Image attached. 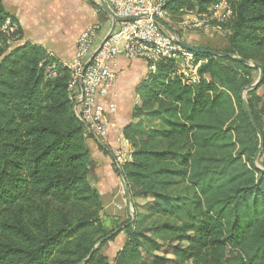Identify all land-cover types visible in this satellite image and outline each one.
Segmentation results:
<instances>
[{
  "label": "trees",
  "instance_id": "16d2710c",
  "mask_svg": "<svg viewBox=\"0 0 264 264\" xmlns=\"http://www.w3.org/2000/svg\"><path fill=\"white\" fill-rule=\"evenodd\" d=\"M217 1L201 0L199 7ZM230 5L227 47L220 51L263 68L246 99L262 135L260 155L264 105L256 88H264V0ZM166 7L193 6L168 0ZM3 14L10 15L0 2ZM195 57L204 60L195 83L168 60L136 85L132 117L161 116L167 128L144 131L130 122L122 130L131 159L120 171L135 213H182L181 224L137 227V218L108 229L100 218L101 195L89 179L87 131L68 100L70 68L32 42L1 56L0 264H108L102 249L120 230L126 237L114 264H264V171L253 165L259 137L239 95L256 68L224 56ZM52 65L55 74L48 76ZM180 183L191 198L178 201L168 193Z\"/></svg>",
  "mask_w": 264,
  "mask_h": 264
},
{
  "label": "built area",
  "instance_id": "2783aa9c",
  "mask_svg": "<svg viewBox=\"0 0 264 264\" xmlns=\"http://www.w3.org/2000/svg\"><path fill=\"white\" fill-rule=\"evenodd\" d=\"M111 11L121 21L109 18V26L97 47L93 42L99 23L84 28L76 39L70 77L67 84L68 100L75 116L85 126L87 132H94L100 141L106 137L105 113L113 109L107 101L116 58L140 59L146 63L149 72L156 69L160 61L173 60L176 70L190 83L198 81V68L204 60L197 59L195 53L177 43L176 38L185 32H222L224 25L233 17L230 0H219L201 10V0H187L192 8L186 10L178 29L166 30L160 23L166 21L168 0H104ZM18 22L10 15H0V58L19 45ZM186 41V40H185ZM41 66V63L39 64ZM54 66L47 67L45 73L54 75ZM97 133V134H96ZM113 161L120 170L131 159V149L127 140L113 153Z\"/></svg>",
  "mask_w": 264,
  "mask_h": 264
},
{
  "label": "crops",
  "instance_id": "0c3cea01",
  "mask_svg": "<svg viewBox=\"0 0 264 264\" xmlns=\"http://www.w3.org/2000/svg\"><path fill=\"white\" fill-rule=\"evenodd\" d=\"M88 1V0H87ZM86 0H0L5 12L13 16L21 29L20 43L32 42L41 45L66 66H70L76 46V39L80 32L97 20L96 13L91 9L90 2ZM109 22L99 23L93 42V48L97 47L108 29ZM114 77L109 87L110 92L107 101L113 103V109L105 113L106 137L98 140L94 132H89L87 145L90 151L92 165L96 167V173L92 179V185L101 195L104 207H109L114 219L120 217V180L113 166V153L121 146L124 139L122 130L125 125L132 122L140 129H166L167 123L161 116L152 117L144 113L133 118L132 112L138 97L135 93L136 85L149 73L146 63L140 59L127 60L123 56L116 58L113 67ZM184 184L180 183L179 185ZM177 185V186H179ZM173 188H176L173 187ZM168 190L172 194L175 190ZM143 217V216H142ZM183 214L178 217H163L156 215L149 219L161 218L158 222L167 221L179 226ZM144 218V217H143ZM153 221V220H152ZM121 222V221H120ZM110 224V222H109ZM112 224V223H111ZM121 226L116 229L120 230ZM166 233L159 234L165 239ZM125 232L120 230L114 240L108 242L106 249L112 246L117 252L125 240ZM112 257V264H114ZM110 261V258L109 260Z\"/></svg>",
  "mask_w": 264,
  "mask_h": 264
},
{
  "label": "rangeland",
  "instance_id": "374dc122",
  "mask_svg": "<svg viewBox=\"0 0 264 264\" xmlns=\"http://www.w3.org/2000/svg\"><path fill=\"white\" fill-rule=\"evenodd\" d=\"M87 1V0H86ZM87 2H91L93 5L90 4L92 11H94L96 13L97 16V20L95 23H105L106 21L109 22L106 14L99 9L98 6V0H88ZM186 10L184 9H178L175 11H169L168 10V15L166 16V21L164 22V24H166V26L171 30V29H178L177 27H179V23L183 20V16L185 14ZM109 26V23L107 24ZM182 37L184 40H186V42H188L191 45L194 46H206L209 47L211 49H216V50H221L227 47V30L224 28V30L222 32H211V33H199V32H185L182 33ZM251 62V61H250ZM258 69H255L253 71V80H255L258 77ZM256 94L259 97V106L260 105H264V88L262 86L256 88ZM249 97L248 91L243 93V98L247 99ZM140 104V103H139ZM148 111L152 110V109H148L145 108ZM149 115V114H148ZM87 134V138H89V132H86ZM97 134V133H96ZM99 140V139H98ZM264 163V153L260 154L257 158V160L255 161V165L258 167H264L263 166ZM254 165V163H253ZM113 166H114V170L118 175V178L120 180V193H119V200L120 202V206L116 205L117 209L120 210L121 214L120 217L116 216V219L113 218L114 215H112V211H109L108 209H110L109 207H104L102 206V209L100 211V218L103 222V224L108 228H116L117 226H119V224L123 223L127 224L130 222H135V219L140 218L138 220H136L138 226L137 227H143V226H148L152 223H157L159 220H161V218H156L154 219H149L146 217H142L140 216V213H138L139 215H137L135 213V209L133 206V202L131 200L130 194L127 193L126 189H125V181H124V177L121 176V174L119 173L120 170L118 169V167L116 166L115 162L113 161ZM118 170V171H117ZM96 173V167L94 165H91L90 169H89V179L92 181V179L94 178ZM173 194L176 196V200L178 201H182L183 196L184 198H191L192 193L191 191H189L187 189V187H185V184H181L179 186H176L175 190L173 191ZM139 203H142V200H138ZM103 204V203H102ZM153 220V221H152ZM121 221V222H120ZM110 222V224H109ZM112 223V224H111ZM122 229V228H120ZM169 237V234L166 233L165 236ZM166 237V238H168ZM165 238V239H166ZM166 247V246H164ZM103 253H105L108 256V260L110 258V261H108V264H112V257L115 255V249L112 246H109V248L106 249V247H103ZM166 251H169V248L167 249L166 247ZM167 255L170 257L171 253H167Z\"/></svg>",
  "mask_w": 264,
  "mask_h": 264
},
{
  "label": "water",
  "instance_id": "95a60500",
  "mask_svg": "<svg viewBox=\"0 0 264 264\" xmlns=\"http://www.w3.org/2000/svg\"><path fill=\"white\" fill-rule=\"evenodd\" d=\"M98 6H99V9H101L109 18H111L113 20V22L115 21H121L122 18L116 16L112 11L111 9L109 8V6L107 5V3L104 1V0H98ZM158 23H160L166 30L170 31L171 33L174 34V32L172 30H170L166 24H164V22H162L160 19L157 20ZM176 41L178 44H180L182 47H184L185 49L189 50V51H192L196 54H210V55H213V56H224V57H229V58H235L237 59L238 61L246 64V65H249L253 68H256L258 69V77L250 82L249 84H247L246 86L242 87L241 90H240V98H241V102H242V106L245 110V112L248 114L249 118H250V121L253 125V127L255 128L256 132H257V135L259 137V146L253 156V163L255 165V161L257 160L258 156H259V152H260V149L262 148V135L260 133V131L258 130L257 126H256V123H255V119H254V116L252 114V110L248 104V101L243 98V93L248 91V90H251L253 88H255L258 83L260 82L262 76H263V68L260 64L256 63V62H247L244 58L242 57H235L234 55L228 53V52H224V51H220V50H214V49H206V48H200V47H197V46H194V45H191L189 44L188 42H186L184 39L180 38V37H177L176 38ZM255 167L261 169L264 171V168H261V167H258L255 165ZM120 174L121 171L119 172ZM125 189L127 191V193L129 194V190H128V187L127 185L125 184ZM96 246H94L92 248V250L90 251V253L88 254V257L91 255L92 251L94 250ZM87 257V258H88Z\"/></svg>",
  "mask_w": 264,
  "mask_h": 264
}]
</instances>
